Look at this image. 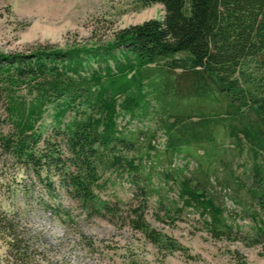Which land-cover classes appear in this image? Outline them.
Segmentation results:
<instances>
[{"label":"trees","instance_id":"trees-1","mask_svg":"<svg viewBox=\"0 0 264 264\" xmlns=\"http://www.w3.org/2000/svg\"><path fill=\"white\" fill-rule=\"evenodd\" d=\"M138 2L143 8L161 5L162 21L151 19L117 30L102 46L0 53V94L13 128L11 136L0 138L3 148L36 178L56 175L71 200L100 216L116 207L95 194L100 175L115 166L126 168L143 202L141 207L129 206L134 228L154 245L173 248L143 220V208L155 193L149 190L152 173L145 175L148 186H140L136 159L122 155L139 151L146 138L145 155L155 150L154 132L148 138L146 132L135 135L118 124L121 117H146L153 95L161 108L157 117L166 139L163 157L170 166L177 158L196 163L191 171L186 162L174 172L162 173L161 179L175 183L183 208L197 212L214 238L236 237V226L228 222L224 204L213 192L220 183L213 179L212 150L229 143L231 150L222 152L233 158L247 145L256 185L247 193L264 210V0ZM119 56L125 63L118 62ZM178 78L187 85L178 87ZM23 88L34 95L29 104L14 97ZM170 92L174 97H166ZM186 94L190 99L180 102ZM49 106L54 127L43 137L38 123ZM68 114L71 118L64 124ZM225 157L221 154L218 161L227 163ZM159 158L154 156V161ZM46 193L49 198L56 194L50 183ZM44 205L56 214L57 208ZM169 205V211H181L175 203ZM254 234L251 243L264 251V224ZM31 240L14 216L0 211V241L6 247L0 264L41 263L43 251Z\"/></svg>","mask_w":264,"mask_h":264},{"label":"rangeland","instance_id":"rangeland-1","mask_svg":"<svg viewBox=\"0 0 264 264\" xmlns=\"http://www.w3.org/2000/svg\"><path fill=\"white\" fill-rule=\"evenodd\" d=\"M163 15L161 5L143 8L138 0H0V53L26 54L44 46L61 50L102 46L111 40L113 32L151 19L162 21ZM118 62L125 63L124 58L119 56ZM92 65L98 68L95 63ZM174 83L178 87L187 85L179 78ZM173 95L170 92L166 97ZM185 96L180 102L190 99ZM14 97L18 103L29 104L34 95L23 88ZM148 99L150 110L146 117H121L118 124L125 132L135 135L146 132L148 138L154 132L156 138L151 144L155 150L149 152L148 157L145 155L146 138L138 147L139 151H123L122 155L136 159L135 165L139 166L142 177L140 186H148L145 175L152 173L149 190L155 193L147 199L143 220L149 229L172 243L173 248L154 245L134 228L135 219L129 206L141 207L143 202L136 197L139 191L132 184L134 175L126 168L115 166L100 175L95 194L101 201L116 207L111 214L94 215L66 195L56 175L42 174L40 179L36 178L29 167L21 165L11 151L3 148L1 139L0 211L14 216L19 226L30 234L31 241L43 251L39 264H264L261 246L250 241L259 224H264V210L257 199H251L247 193L256 186L247 145L243 144L233 158L222 152L231 150L229 143L212 150L216 159L213 179L214 183H220L214 185L213 192L224 204L225 216L237 231L236 237L214 238L197 212L183 208L175 183L161 179L166 171L174 172L186 162L191 171L196 163L192 158L186 162L177 158L173 166L167 163L163 157L166 139L157 117L161 108L153 95ZM52 114L53 107L49 106L38 123L43 137L54 127ZM70 118L68 114L63 123ZM12 133L5 98L0 94V138ZM38 147L41 148L42 143ZM196 153L202 155L201 150ZM221 154H226L227 163L218 161ZM157 155L160 158L155 162ZM48 183L55 189L53 198L46 193ZM169 203H175L181 211H169ZM44 204L57 208L56 214L46 210ZM5 253L6 247L0 241V256Z\"/></svg>","mask_w":264,"mask_h":264}]
</instances>
